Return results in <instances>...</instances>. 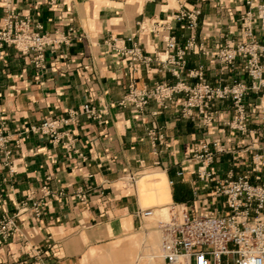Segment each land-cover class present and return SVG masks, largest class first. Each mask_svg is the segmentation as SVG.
Segmentation results:
<instances>
[{
    "label": "crops",
    "instance_id": "crops-1",
    "mask_svg": "<svg viewBox=\"0 0 264 264\" xmlns=\"http://www.w3.org/2000/svg\"><path fill=\"white\" fill-rule=\"evenodd\" d=\"M246 1L0 0V20L11 8L30 20L33 31L70 37L68 44L47 48L43 69L14 47L0 48V131L12 140L14 170L0 166V218L15 215L30 194L40 198L45 185L63 193L48 200L41 219L30 213L19 217L16 235L0 239V264L32 261L29 254L38 250L42 264H83L91 249L140 229L142 210L176 205L192 214L221 211L212 186L197 174L193 156L201 143H209L215 153L209 169L218 179L250 175L259 180L254 156L261 155L264 165L262 94L252 92L246 99L245 133L226 125L233 118L229 103L212 110L209 126L202 116L182 118V99L167 110L151 102L143 116L118 105L131 84L138 89L180 80L194 85L198 80L189 78L188 71L200 66L214 86L246 80L242 59L231 69L211 57L226 42L240 39L238 21L248 9ZM184 8L201 9L195 32L172 20ZM166 22L169 33L152 31ZM168 35L180 46L195 35L197 46L209 54L191 53L178 78L157 61L134 69L109 46L113 38L134 37L144 55L154 58L165 50ZM85 104L103 112L101 121L82 113ZM69 111L78 117L62 130L69 136L60 143L31 131L45 119L67 118ZM152 128L162 136L156 149L148 134ZM81 191L87 192V202L77 197Z\"/></svg>",
    "mask_w": 264,
    "mask_h": 264
},
{
    "label": "built area",
    "instance_id": "built-area-1",
    "mask_svg": "<svg viewBox=\"0 0 264 264\" xmlns=\"http://www.w3.org/2000/svg\"><path fill=\"white\" fill-rule=\"evenodd\" d=\"M157 2L158 0H146ZM248 9L241 15L238 24L240 39L226 42L222 48L213 54L212 61L225 68H236V62L242 59L243 72L247 75L244 81L232 84L214 86L205 81L204 66L188 71L189 78L198 80L194 85L180 80L171 85L159 83L152 88L138 89L131 84L128 93L119 102L122 108H130L139 116H143L151 102H155L162 110H167L177 99H182L180 116L193 119L196 116L204 118V124L213 123L212 110L218 104L232 105L233 118L226 125L240 132H246L248 126L247 97L255 92L262 94L260 108L264 114V0H247ZM200 8L181 9L172 20L183 23L186 29L195 32L199 27ZM163 29L169 33L172 28L166 22L157 23L154 33ZM68 35L56 32L55 35L41 34L33 31L30 20L20 17L11 8L0 20V48L14 47L24 56H31V62L37 69L45 68V51L49 47H59L68 44ZM120 43V44H119ZM131 43L128 47L126 44ZM113 51L127 59L135 69L138 65L149 68L157 61L166 68H172L174 76L180 78L181 72L187 69L188 56L196 52L207 53L196 44L193 35L180 46L175 36L165 37V50L155 54L154 58L145 56L141 46L134 37L125 39L113 38L109 42ZM82 113L89 119L101 121L102 113L90 104L82 107ZM156 113L155 115H157ZM78 113L69 111L68 117L45 119L31 131L48 137L53 143H60L69 131L62 130L77 120ZM156 128L148 131L154 148L162 140ZM20 141H16L17 147ZM71 147V146H69ZM10 136L0 131V166L9 167L13 156ZM72 148V147H71ZM223 152V150H221ZM198 161L197 174L201 180L212 186V195L221 201V211L192 214L185 207L171 205L168 207L170 220L160 223L162 230L163 264H264V165L261 155L254 156V169L260 175L258 181H253L250 175L237 178L230 177L221 180L209 169L214 163L215 153L209 143H201L194 153ZM63 193H53L48 185L41 188V197L30 194L23 201L15 215H3L0 218V239L7 241L18 232V219L26 213L35 219H41L46 211L50 198L62 197ZM77 197L87 202V192H78ZM161 209V208H160ZM158 209H148L139 212V217L147 220L154 218ZM41 251L29 254L32 261L23 260L18 264H42Z\"/></svg>",
    "mask_w": 264,
    "mask_h": 264
},
{
    "label": "rangeland",
    "instance_id": "rangeland-1",
    "mask_svg": "<svg viewBox=\"0 0 264 264\" xmlns=\"http://www.w3.org/2000/svg\"><path fill=\"white\" fill-rule=\"evenodd\" d=\"M163 209L168 210V207L158 209L156 214L161 213ZM169 220L170 215L166 220L159 218V215L144 220L141 228L136 230L133 234L125 236L122 240L109 242L98 249H91L83 264H125L129 257V253H134L133 262H136L138 260L137 258L140 257L142 258L140 264H147V255L153 254L152 247L157 244H162L160 223H167ZM92 250H94L93 254L91 253ZM160 251L161 247L159 248V252ZM154 261L157 264H163L162 258H155Z\"/></svg>",
    "mask_w": 264,
    "mask_h": 264
},
{
    "label": "bare ground",
    "instance_id": "bare-ground-1",
    "mask_svg": "<svg viewBox=\"0 0 264 264\" xmlns=\"http://www.w3.org/2000/svg\"><path fill=\"white\" fill-rule=\"evenodd\" d=\"M168 214H169V212H168L167 209H163L161 211V213H157V215H159V218H161L162 220H166L168 218V216H169ZM160 247H161V244H157L154 247H152L153 254L147 255V257H148L147 264H157L154 261V259L155 258H157V259L158 258H162V252L161 251L159 252V248ZM91 253L93 254L94 253V250H92ZM140 254H141V251H140ZM137 259H136L137 260L136 262H133V260H134V253H129V257L127 258V261L125 262V264H140L141 261H142V258L139 257Z\"/></svg>",
    "mask_w": 264,
    "mask_h": 264
}]
</instances>
